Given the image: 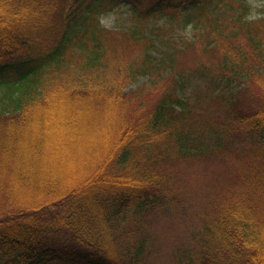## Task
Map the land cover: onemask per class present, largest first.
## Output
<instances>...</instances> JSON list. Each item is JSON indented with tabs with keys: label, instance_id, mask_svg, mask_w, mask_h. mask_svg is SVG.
<instances>
[{
	"label": "trees",
	"instance_id": "trees-1",
	"mask_svg": "<svg viewBox=\"0 0 264 264\" xmlns=\"http://www.w3.org/2000/svg\"><path fill=\"white\" fill-rule=\"evenodd\" d=\"M109 1L134 25L104 27L106 0H0V264H147L184 170L230 160L175 263L264 264V17Z\"/></svg>",
	"mask_w": 264,
	"mask_h": 264
},
{
	"label": "rangeland",
	"instance_id": "rangeland-1",
	"mask_svg": "<svg viewBox=\"0 0 264 264\" xmlns=\"http://www.w3.org/2000/svg\"><path fill=\"white\" fill-rule=\"evenodd\" d=\"M250 7L249 18L259 19L264 17V0H247ZM106 10L102 16V24L110 30H127L134 25L133 8L128 2L111 3L106 0ZM181 19V18H180ZM181 22H175L178 29L182 32ZM184 35H191V30L184 31ZM198 56L190 52L184 59L183 65L194 68L198 66ZM147 81L146 78L140 79L137 85H142ZM134 86L135 88L137 87ZM199 83L192 82L189 92H192ZM201 86H205L204 83ZM133 87V88H134ZM134 88V89H135ZM155 99L157 96H149ZM234 161L230 160L225 164L218 165L210 163L204 169L201 166L188 167L182 175L183 182L178 183V189L184 192V200L182 211L174 214L169 212L157 213L154 217L149 218L150 223L147 225L146 231L153 236V242L150 255L147 257V264H176V254L189 243L192 233L198 226L196 212L200 211L206 200L208 190V182L212 183L219 177V180H227ZM179 199V198H178ZM182 202V197L180 200Z\"/></svg>",
	"mask_w": 264,
	"mask_h": 264
}]
</instances>
